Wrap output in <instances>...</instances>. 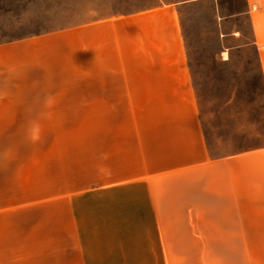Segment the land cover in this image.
<instances>
[{"label":"crops","instance_id":"obj_1","mask_svg":"<svg viewBox=\"0 0 264 264\" xmlns=\"http://www.w3.org/2000/svg\"><path fill=\"white\" fill-rule=\"evenodd\" d=\"M175 5L160 1L89 25L108 55L109 108L130 114L121 133L109 134L108 190L123 196L110 199L119 206L114 224L93 233L90 247L79 245V261L29 264H264V144L209 154ZM229 15L247 18V41L233 47L252 48L255 70L240 75L257 79L264 102V0H239ZM18 46L0 43V206L34 207L37 189L43 197L51 188L34 128L44 141V127L66 124L67 91L44 84V71L25 69L36 54Z\"/></svg>","mask_w":264,"mask_h":264},{"label":"rangeland","instance_id":"obj_2","mask_svg":"<svg viewBox=\"0 0 264 264\" xmlns=\"http://www.w3.org/2000/svg\"><path fill=\"white\" fill-rule=\"evenodd\" d=\"M160 1L177 2L179 35L209 154L264 144L257 79L240 75L255 70L252 48L233 47L249 34L245 15H229L239 9V0H0V43L19 44L21 54H36L34 62L21 65L37 75L44 71V84L67 91L61 111L66 124L44 127V141H36L37 162L45 155L51 188L43 197L37 189L34 207L0 206V264L79 261V245L90 247L93 233L106 234L114 224L119 206H111L110 199L114 203L123 190H108L109 134L121 133V119L130 114L109 108L108 55L89 25ZM235 31L239 36L221 38ZM114 32L119 46L123 33ZM221 52H227V61L220 59L225 58ZM112 161L118 165V158Z\"/></svg>","mask_w":264,"mask_h":264},{"label":"clouds","instance_id":"obj_3","mask_svg":"<svg viewBox=\"0 0 264 264\" xmlns=\"http://www.w3.org/2000/svg\"><path fill=\"white\" fill-rule=\"evenodd\" d=\"M39 131H40L39 126L38 125L35 126V128H34V134L32 136V139L34 141L39 139Z\"/></svg>","mask_w":264,"mask_h":264}]
</instances>
